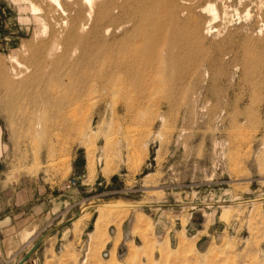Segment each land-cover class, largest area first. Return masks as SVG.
Returning <instances> with one entry per match:
<instances>
[{
	"label": "rangeland",
	"instance_id": "rangeland-1",
	"mask_svg": "<svg viewBox=\"0 0 264 264\" xmlns=\"http://www.w3.org/2000/svg\"><path fill=\"white\" fill-rule=\"evenodd\" d=\"M34 1L52 27L61 15ZM184 1L198 35L166 30L158 60L135 39L122 66L99 61L84 102H67L68 76L0 78V203L15 214H0V264H264V0H229L207 35L212 0ZM18 9L0 0V65L25 44L32 76L45 58Z\"/></svg>",
	"mask_w": 264,
	"mask_h": 264
},
{
	"label": "bare ground",
	"instance_id": "bare-ground-1",
	"mask_svg": "<svg viewBox=\"0 0 264 264\" xmlns=\"http://www.w3.org/2000/svg\"><path fill=\"white\" fill-rule=\"evenodd\" d=\"M11 1L16 2V4L18 3L19 9L22 11H29L30 13V16L21 15L19 19L24 22L34 19L36 22L37 27L34 28L37 29H34V38L36 37L41 40V44L38 46V48L44 55L45 65L43 66V61L41 62V59H39L38 61L41 62L42 66H38L37 68L36 66H32L31 64L34 60H36V56H30L33 60L32 61L30 59L32 61L30 65L36 68L33 72L34 74L30 76L29 74L32 73L31 71L33 70L30 69V66H28L26 63H23L24 61L21 60V62L18 58L21 57L18 55L19 51L20 53L22 52L23 55L27 56V54H29V49L25 44H20L21 46L19 50H14L9 56V62L11 63V66L4 68L5 66L2 67L0 65L1 80L5 82L9 89L15 88L17 90H25L29 85L24 89L25 84L23 83L26 82V80L30 77H32L31 82L33 80L41 82V80L39 81L38 79L40 77L43 78L47 72L51 73L53 77L59 79L60 81L68 76L66 85L71 89H74L75 93L69 98L67 102H73L76 100H83L84 102V96H87L86 94L92 90L91 88H93L92 85L91 87L89 85V76L94 75L91 74V71L97 70L99 67V61L106 63L110 67L111 65L115 67L122 66V56H128L130 53V45L133 47L135 46L133 43L137 42L135 39H138L139 44L141 43L142 45H145L144 51L146 54H148V56L158 60L163 57L164 51H166L163 49L165 42L171 38L174 40L173 37H175L173 36L174 33H171L170 38V34L166 33V30H169V32L173 30L179 35L185 34V36L188 35L191 38L195 35H198L197 33L199 32L197 17L193 15L191 10L192 6L189 4L191 2L188 3L184 0H46V2H48V4L53 9L49 10L48 15L54 16L56 12L61 15V17H58L59 19L54 22L52 27H50L51 24L49 25V23L45 21L46 18L44 15V17L40 16V14L43 13V7L38 4L39 1H37L38 3L34 0ZM228 1L229 0H222L223 5L220 6L222 7V12L220 11L221 8L219 10L217 7L216 3L218 1H206L203 6H196L199 7V9L201 8V13L206 12L210 17L204 25L205 30H202L204 35L212 34L213 30L215 29L212 23L215 22L219 17L226 18L227 13H229L228 9H230L229 4L227 3ZM261 2L262 1L259 0V3L256 5L258 13L261 11L263 5H261ZM196 7L194 9L199 11V9L197 8V10ZM248 7L244 10L242 16L239 14L240 11L238 12L236 8L234 11L235 14H237V18L241 19V17H244V20L249 19L252 12L250 13L251 8L249 9ZM47 9H49V7ZM181 16H184V18L182 19ZM234 16L236 17V15ZM257 17L260 18L259 32H261L264 30V19L260 16V14H258ZM131 25L132 27L130 28L129 26ZM121 31V36H119V38H115L118 36H116V34ZM136 48L137 47H135V49ZM28 57L25 58L27 59ZM80 63H83V65H80ZM100 66L102 69V67L105 65ZM104 72L106 73V76L109 73L106 71ZM47 77H50V75ZM92 77L93 76H90L91 79H93L95 76L93 78ZM103 79L105 80V78ZM99 82L102 81H98L97 83L95 82V84H93L94 88L96 86L100 87L98 86L100 84ZM42 89L43 88H41V90ZM69 90L66 91L69 92ZM41 92L43 93V91ZM32 95L33 94L31 93V96ZM36 95L37 94L35 93V96ZM86 100L88 99H85V101Z\"/></svg>",
	"mask_w": 264,
	"mask_h": 264
},
{
	"label": "crops",
	"instance_id": "crops-1",
	"mask_svg": "<svg viewBox=\"0 0 264 264\" xmlns=\"http://www.w3.org/2000/svg\"><path fill=\"white\" fill-rule=\"evenodd\" d=\"M9 204V201H2V203H0V214L3 213L4 211V214L7 213V214H11V215H8V217L10 218L11 216H14L15 214L12 212V208H11V205H8ZM14 204H15V201H14Z\"/></svg>",
	"mask_w": 264,
	"mask_h": 264
},
{
	"label": "built area",
	"instance_id": "built-area-1",
	"mask_svg": "<svg viewBox=\"0 0 264 264\" xmlns=\"http://www.w3.org/2000/svg\"><path fill=\"white\" fill-rule=\"evenodd\" d=\"M76 181H77V177L75 176H71V177H68L65 182L63 183L64 187L65 188H69V187H72L76 184Z\"/></svg>",
	"mask_w": 264,
	"mask_h": 264
}]
</instances>
